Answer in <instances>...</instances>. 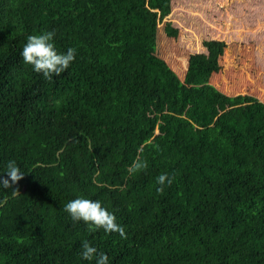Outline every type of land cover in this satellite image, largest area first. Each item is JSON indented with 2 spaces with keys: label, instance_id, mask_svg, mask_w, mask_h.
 <instances>
[{
  "label": "trees",
  "instance_id": "trees-1",
  "mask_svg": "<svg viewBox=\"0 0 264 264\" xmlns=\"http://www.w3.org/2000/svg\"><path fill=\"white\" fill-rule=\"evenodd\" d=\"M101 1L0 0V173H25L0 189V264H94L82 241L110 264H264V101L211 83L217 62L185 82L154 49L113 42ZM42 31L76 49L52 81L20 56ZM137 157L148 167L130 174ZM77 197L125 236L73 222Z\"/></svg>",
  "mask_w": 264,
  "mask_h": 264
},
{
  "label": "rangeland",
  "instance_id": "rangeland-1",
  "mask_svg": "<svg viewBox=\"0 0 264 264\" xmlns=\"http://www.w3.org/2000/svg\"><path fill=\"white\" fill-rule=\"evenodd\" d=\"M110 38L154 49L188 82L199 64H220L210 82L264 101V0H102ZM111 5V6H110Z\"/></svg>",
  "mask_w": 264,
  "mask_h": 264
},
{
  "label": "clouds",
  "instance_id": "clouds-1",
  "mask_svg": "<svg viewBox=\"0 0 264 264\" xmlns=\"http://www.w3.org/2000/svg\"><path fill=\"white\" fill-rule=\"evenodd\" d=\"M54 31H42L38 34L28 35L20 56L25 65H30L33 72L40 74L46 81H52L54 77H60L65 73L76 58V49L69 47L66 51H57L54 43ZM153 147L159 150L158 145ZM146 160L137 157L128 168L130 174L146 170ZM24 172L21 171L15 160H8L6 170L0 173V189H11L13 193L17 190L14 185L23 179ZM156 182L162 191L165 184L172 181L166 173L160 174ZM64 211L73 222H83L89 231L102 229L104 233H117L121 238L125 236L124 227L117 222L114 212L109 211L100 200L77 197L64 205ZM80 257L84 261L94 264H110L109 257L99 252L96 247L88 241L81 242Z\"/></svg>",
  "mask_w": 264,
  "mask_h": 264
}]
</instances>
